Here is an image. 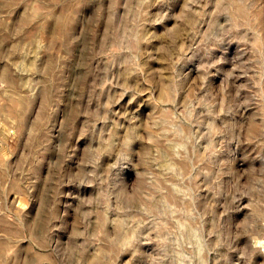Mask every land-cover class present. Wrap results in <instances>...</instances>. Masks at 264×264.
I'll return each instance as SVG.
<instances>
[{"label":"rangeland","instance_id":"374dc122","mask_svg":"<svg viewBox=\"0 0 264 264\" xmlns=\"http://www.w3.org/2000/svg\"><path fill=\"white\" fill-rule=\"evenodd\" d=\"M0 264H264V0H0Z\"/></svg>","mask_w":264,"mask_h":264}]
</instances>
